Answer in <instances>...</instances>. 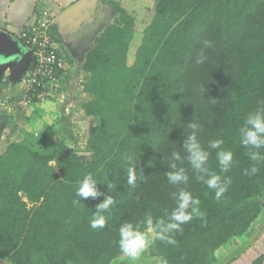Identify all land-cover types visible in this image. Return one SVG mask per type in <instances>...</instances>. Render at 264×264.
Returning <instances> with one entry per match:
<instances>
[{"label":"trees","instance_id":"1","mask_svg":"<svg viewBox=\"0 0 264 264\" xmlns=\"http://www.w3.org/2000/svg\"><path fill=\"white\" fill-rule=\"evenodd\" d=\"M104 1L115 18L93 38L71 101L96 122L84 154L64 139L53 145L29 132L0 149V263L114 264L125 257L117 243L120 225L146 215L167 222L177 206L172 194L184 188L199 198L204 216L169 233L175 245L157 241L147 254L168 264H215L216 252L246 234L264 210V161L257 174L244 175L253 162L239 138L247 114L264 110V0ZM42 11L35 10V21ZM30 26L15 40L26 52L22 34ZM51 30L62 68L56 24ZM32 68L26 65L16 84ZM61 68L54 74L59 83ZM23 92L37 105L49 95L42 87ZM190 122L200 126L205 149L209 140L222 139L233 152V166L222 173L217 150H209V169L230 179L219 201L186 159ZM174 150L180 161L172 160ZM127 156L135 164V187L127 184ZM171 163L186 169V185L168 183ZM87 174L115 201L104 228L90 227L104 195L73 205ZM263 262L264 254L252 264Z\"/></svg>","mask_w":264,"mask_h":264},{"label":"clouds","instance_id":"2","mask_svg":"<svg viewBox=\"0 0 264 264\" xmlns=\"http://www.w3.org/2000/svg\"><path fill=\"white\" fill-rule=\"evenodd\" d=\"M211 41L205 40L204 47L210 48ZM203 56V52L201 53ZM197 63H203L202 59ZM187 128L191 130L184 141V150L186 159L191 169L197 173H202L197 179L211 189L215 193V198L219 201L228 190L230 179L222 178L221 175L211 171L208 167L209 150L216 151V160L219 165L220 172L227 173L233 166V152L222 147L224 141L222 139L209 140L207 149L202 146L198 139L200 126L195 122H190ZM240 144L247 149V155L252 161V167L244 170V175L251 176L258 173L257 165L264 161V110H256L249 112L244 120L243 126L239 129ZM173 161H180L181 154L177 151L171 153ZM127 184L135 187L137 173L133 157L127 156ZM170 171L166 173L167 181L174 186L186 185L189 181L188 172L184 167H178L176 163L170 164ZM113 187L112 185L108 186ZM76 195L80 199L74 200L73 205H78L82 200L88 198L96 199L104 193L100 192L97 187V181L91 174H87L78 182ZM176 207L167 217L158 218L155 221L151 215H146L139 223L124 222L118 229L119 239L117 241L119 251L130 261L136 262L141 259L157 241L166 242L175 245L177 242L169 233L182 231V225L188 223L193 218H202L204 213L200 209L199 198L193 196L190 191L180 188L178 192L172 194ZM115 201L111 195H104V199L96 206L90 219V227L93 229L104 228L107 223L108 213ZM155 264H168V260L163 256L152 257Z\"/></svg>","mask_w":264,"mask_h":264},{"label":"rangeland","instance_id":"3","mask_svg":"<svg viewBox=\"0 0 264 264\" xmlns=\"http://www.w3.org/2000/svg\"><path fill=\"white\" fill-rule=\"evenodd\" d=\"M100 1L103 3L106 12L105 16L109 18V21L101 27L105 28V26L114 21L115 15H113L107 2L104 0ZM101 28H90L86 31V34L84 31H82L84 33L78 31L79 34L77 35H80L82 37L81 39L71 33H68L70 38L68 37L67 39H65L63 34L61 35L60 58L63 61L61 70L64 66L66 68L62 70V79L64 82H60L59 86L55 88H52L51 85V90L53 89L51 93L50 87L47 85L46 88L48 89L49 95H47V98L42 99L38 105L23 104L28 98L25 96L23 89L19 91L21 90L19 86L15 89V96L18 99L16 104L11 105V102L6 103L7 109H10V107L14 108L15 106V115H10L11 117L9 118L6 116L0 118V149L12 140L23 141L24 137H26V132H29L35 136H48V142H51L53 145H57L60 139H64L69 147H75L81 154H84L86 141L96 122L85 116L80 108L71 104V101L76 96L78 90L81 89V84L85 77V74L80 70V66L85 54L93 46V38ZM62 30L60 29L61 33ZM29 64L24 62L21 66L16 67L15 71L20 69L22 73L25 71L26 65ZM4 70L9 71L8 68ZM19 75H15V78H18ZM20 84L23 87L24 79ZM3 92L5 91L1 92L0 90V97ZM19 94L22 96L21 99L19 98ZM251 228L249 234L244 237L242 236L240 240L228 242L226 244L227 246L221 247L216 252L218 260L215 264H252L259 258L261 256V250L264 247V237L261 240V245H256L248 253L245 251L246 248L257 241L259 234L264 236V210ZM256 232L259 233L257 236H255ZM244 252L246 254L238 258ZM114 264H155V262L146 252L139 261L133 262L127 257H124Z\"/></svg>","mask_w":264,"mask_h":264},{"label":"crops","instance_id":"4","mask_svg":"<svg viewBox=\"0 0 264 264\" xmlns=\"http://www.w3.org/2000/svg\"><path fill=\"white\" fill-rule=\"evenodd\" d=\"M79 0H0V34H2L5 38L9 40H17L19 33L21 32L24 26L32 25L35 22V10H48L56 19L53 24H56L57 30L59 31V35L57 37H61L63 33H61L60 29H63V25L59 22V16L69 7L74 5ZM56 14V15H55ZM83 33V32H82ZM77 37L82 38L80 35H76ZM10 59H15L12 57ZM26 62V61H25ZM63 69H66L65 66ZM9 71L0 68V90L5 91L1 93L0 97V118H3V114L6 115H15V106L14 108L7 109L6 103L11 102L9 100L12 99V102L17 101V96H15V89L23 87L22 84H16L17 77L15 75H19L21 73L20 69L15 71V68H8ZM2 76H4L2 78ZM64 82V80H63ZM64 84V83H63ZM62 84V85H63ZM21 93V92H20ZM21 94H19V98L21 99ZM16 104V103H15ZM11 106V105H10ZM14 109V110H12ZM243 235V237L249 234L250 230ZM256 232V235L257 236ZM263 235L259 234L257 241L252 243L248 248H246V253L251 251L256 245L262 243ZM242 238H234L229 242H233L234 240H240ZM228 244V243H227ZM261 245V244H260ZM227 246V245H225ZM223 246V247H225ZM238 256L240 258L242 255ZM264 254V247L261 250V255ZM235 259V258H234ZM264 264V262H263Z\"/></svg>","mask_w":264,"mask_h":264},{"label":"built area","instance_id":"5","mask_svg":"<svg viewBox=\"0 0 264 264\" xmlns=\"http://www.w3.org/2000/svg\"><path fill=\"white\" fill-rule=\"evenodd\" d=\"M54 20V16L48 10H43L35 23L22 34V37L26 39L23 45L33 58L31 62L33 68L24 79L23 88L26 93L33 87L47 89L46 86L49 85L51 89V85L52 88L59 86L58 79L54 78L57 69L61 68L55 54V39L51 30ZM23 104L32 105L29 99Z\"/></svg>","mask_w":264,"mask_h":264},{"label":"water","instance_id":"6","mask_svg":"<svg viewBox=\"0 0 264 264\" xmlns=\"http://www.w3.org/2000/svg\"><path fill=\"white\" fill-rule=\"evenodd\" d=\"M100 0H79L59 16V23L68 33L78 32L84 24L91 23L98 13ZM15 57V59H10ZM26 55L17 41L9 40L0 34V68L21 66ZM20 58L18 63H15ZM81 154V153H80Z\"/></svg>","mask_w":264,"mask_h":264},{"label":"flooded vegetation","instance_id":"7","mask_svg":"<svg viewBox=\"0 0 264 264\" xmlns=\"http://www.w3.org/2000/svg\"><path fill=\"white\" fill-rule=\"evenodd\" d=\"M106 12L104 10V6L103 3L100 1V7L98 10V13L95 17V19L93 21H91V23H87L84 24L83 26H81L79 28V31L82 33V31L85 32V34L87 33L86 31L90 28H101L102 26H104L103 24L107 23L109 21V18H107ZM66 29L62 30L63 35L65 36V39H67L70 35H68V32L65 31ZM83 32V33H84ZM71 34L77 35L79 34V32H71ZM70 38V37H69ZM24 54L26 55L25 59L23 61H21L22 63H24L26 61V64H29L32 62V59L29 57V52L23 51ZM20 61V58H17V60L15 61V63H18ZM29 66V65H27Z\"/></svg>","mask_w":264,"mask_h":264}]
</instances>
